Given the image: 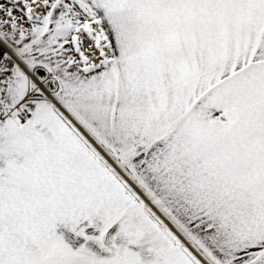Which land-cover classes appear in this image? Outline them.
I'll use <instances>...</instances> for the list:
<instances>
[{
	"label": "snow or ice",
	"instance_id": "6c2138e0",
	"mask_svg": "<svg viewBox=\"0 0 264 264\" xmlns=\"http://www.w3.org/2000/svg\"><path fill=\"white\" fill-rule=\"evenodd\" d=\"M0 264H264V0H0Z\"/></svg>",
	"mask_w": 264,
	"mask_h": 264
}]
</instances>
